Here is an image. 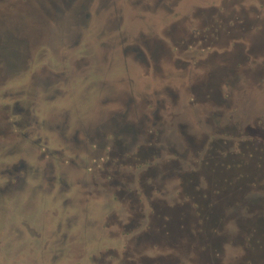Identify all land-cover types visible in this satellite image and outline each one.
Returning a JSON list of instances; mask_svg holds the SVG:
<instances>
[{
	"label": "rangeland",
	"instance_id": "obj_1",
	"mask_svg": "<svg viewBox=\"0 0 264 264\" xmlns=\"http://www.w3.org/2000/svg\"><path fill=\"white\" fill-rule=\"evenodd\" d=\"M143 1L147 0H0V264H95L99 257L101 264H154L157 256L168 264H244L247 251L242 227H246L248 215L240 200H236L239 210L221 212L234 217L230 221L222 217L224 223L214 229L221 247L209 251L203 245L206 261L201 262L195 259V243L189 236L191 231L200 237L192 221L190 231L172 222L168 227L172 232H161L156 230L161 228L158 222L152 221L150 228L144 225L142 215L139 221L134 219V227L121 231L112 226L143 211H103V202L92 204L90 211H78L73 202L78 190L81 200L103 201L101 187L85 184L103 174V167H93L91 160L103 155L98 152L103 146V111L109 124L117 115L116 107L105 103L106 96L123 87L116 42L121 37L129 41L127 36L134 33L131 28L141 25L131 17L138 16L134 8L144 5ZM245 4L246 12H251L249 5H257L259 11L253 8L250 16L260 15L264 22V0H246ZM228 11L225 7L224 13ZM171 23L176 22L172 19ZM252 25V38L264 35V28L256 31L260 26ZM172 32L178 36L176 30ZM156 37L152 45H161ZM110 48L113 57L108 58L117 66L106 69L101 62L103 49ZM74 57L78 68L68 61ZM235 107L239 112L227 109L224 113L243 118V103ZM174 111L168 122L162 118L167 111L159 115V138L179 147L178 135L171 130L180 123ZM15 119L17 123L10 124ZM39 144L57 149L54 157L51 153L45 158L44 171L38 169L39 153L33 150ZM69 150L76 163L60 162ZM85 161L92 170L84 167ZM127 169L129 175L137 172L134 167ZM176 212L167 211L165 216L170 220L168 215ZM169 243L182 247L168 252ZM253 244L258 254L264 249L260 238Z\"/></svg>",
	"mask_w": 264,
	"mask_h": 264
},
{
	"label": "flooded vegetation",
	"instance_id": "obj_2",
	"mask_svg": "<svg viewBox=\"0 0 264 264\" xmlns=\"http://www.w3.org/2000/svg\"><path fill=\"white\" fill-rule=\"evenodd\" d=\"M176 2L147 0L133 7L138 16L131 17L132 21L141 25L131 28L134 33L127 36L129 41L121 37L116 42L115 53L124 71L120 76L123 87L105 99L116 107L117 115L109 124L103 111V146L98 151L103 155L91 160L93 167H103V174L85 184L101 187L103 201L81 200L78 190L73 202L78 211H90L92 204L98 206L100 202L103 211H143L112 226L121 231L134 227V219L139 221L142 215L144 225L150 228L152 221L158 222L161 228L156 230L161 232L169 230L172 222L188 231L192 221L200 237L190 230L189 236L195 243V259L201 262L206 261L203 245L209 251L221 247L214 229L222 226V217L228 221L234 217L221 212L233 211L230 208L240 200L248 215L246 227L242 225L247 251L244 264H264V249L258 254L253 247L254 240L260 238L264 248V35L252 38V24L260 26L258 31L264 28V22L260 15L254 19L250 16L257 12V5H249L251 12H246V0ZM225 7L228 13H224ZM172 19L175 25H171ZM157 35L162 44L154 46ZM112 55V48L103 49L104 68L117 66L108 58ZM70 60L71 65L79 67L75 57ZM157 85L161 88L156 90ZM241 102L243 118L224 113L227 109L237 112L239 107L235 106ZM173 110L180 119L171 128L181 142L179 147L159 138V115L167 111L162 118L168 122ZM2 120L8 129L5 115ZM17 121L9 120L10 124ZM33 150L39 153L38 169L44 171L45 158L51 153L54 157L57 149L39 144ZM73 158L69 150L60 162L71 164ZM176 166L177 171L173 170ZM84 167L92 170L86 161ZM131 167L137 172L129 175L127 168ZM60 168L71 170L74 166ZM167 211L177 212L169 214L168 220ZM179 245L169 243L166 249L172 252ZM162 259L155 257L154 264H168ZM100 262L99 257L94 263Z\"/></svg>",
	"mask_w": 264,
	"mask_h": 264
}]
</instances>
